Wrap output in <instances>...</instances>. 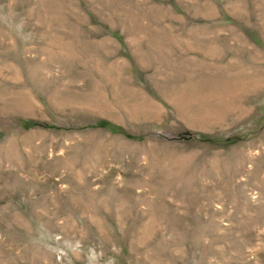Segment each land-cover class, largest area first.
I'll list each match as a JSON object with an SVG mask.
<instances>
[{
  "label": "rangeland",
  "instance_id": "rangeland-1",
  "mask_svg": "<svg viewBox=\"0 0 264 264\" xmlns=\"http://www.w3.org/2000/svg\"><path fill=\"white\" fill-rule=\"evenodd\" d=\"M0 264H264V0H0Z\"/></svg>",
  "mask_w": 264,
  "mask_h": 264
}]
</instances>
